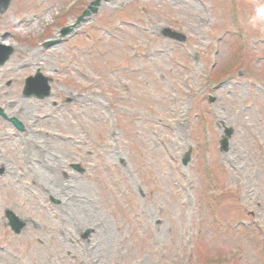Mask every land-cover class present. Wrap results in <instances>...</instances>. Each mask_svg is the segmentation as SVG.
<instances>
[{
	"label": "rangeland",
	"instance_id": "obj_1",
	"mask_svg": "<svg viewBox=\"0 0 264 264\" xmlns=\"http://www.w3.org/2000/svg\"><path fill=\"white\" fill-rule=\"evenodd\" d=\"M66 1L13 0L0 16V41L14 46L0 68V88L14 78L8 88L12 97L16 80L32 68L28 64L43 61L48 67L43 73L53 77L52 96L43 106L29 100L23 110L29 111L32 132L39 130L34 120L51 112L53 102L68 116L64 125L53 123V131L71 133L73 142L55 140L49 147L59 155L46 157L51 165L55 158L66 164L56 177L90 205L99 230L72 226L70 211L41 196L29 172L36 165L19 163L17 142H6L0 121V141L13 147L0 145V153L6 149L0 165L15 171L0 176L2 264H213L215 255L223 264L234 247L243 249L238 264H261L248 240L255 225L264 229V23L252 27L248 21L264 0H240L238 16L247 19L243 26L250 40L242 55L234 51L232 73L218 79L211 73L229 65L224 50L238 43L221 4L226 0H128L144 10L147 24L138 29L121 28L100 0L86 22L97 26L43 50L38 45L43 23ZM104 21L108 25L102 28ZM162 26L182 31L186 42L162 38ZM126 42L138 47L135 56ZM79 86L86 107L64 102L68 95L78 97ZM224 127L233 134L228 150L220 152ZM22 144L33 157L30 142ZM188 147L190 160L182 165ZM71 162L84 173H74ZM56 187L50 186L54 193ZM209 193L216 195L210 212ZM6 208L26 221L18 236L3 226ZM240 219L248 223L243 231L236 225ZM100 237L99 244L93 241Z\"/></svg>",
	"mask_w": 264,
	"mask_h": 264
},
{
	"label": "bare ground",
	"instance_id": "obj_2",
	"mask_svg": "<svg viewBox=\"0 0 264 264\" xmlns=\"http://www.w3.org/2000/svg\"><path fill=\"white\" fill-rule=\"evenodd\" d=\"M31 138V141L41 140L40 137H38L36 134L31 135ZM45 149H47V147L44 148V150ZM45 152L47 153V151ZM34 170L36 173L37 186H39L43 192H53L51 188L44 183V171L40 170L37 166L34 168ZM72 192L73 190H70V196H65V198H63L65 202L63 200L64 205H61L64 207L66 206V209L70 211L69 217H72V219L70 220L71 225L75 227L79 226L84 228L85 226H91L95 224L97 221L94 218L98 217L96 213H92L90 205L85 201L76 198V195H74ZM56 196H59V194L57 193ZM97 229L99 230L98 227ZM109 229L110 227H108V231ZM93 234L95 233L93 232ZM101 239V237L99 238V240L95 238V240H97L99 243Z\"/></svg>",
	"mask_w": 264,
	"mask_h": 264
},
{
	"label": "clouds",
	"instance_id": "obj_3",
	"mask_svg": "<svg viewBox=\"0 0 264 264\" xmlns=\"http://www.w3.org/2000/svg\"><path fill=\"white\" fill-rule=\"evenodd\" d=\"M248 22L252 27L264 23V6L258 7L255 14L249 18Z\"/></svg>",
	"mask_w": 264,
	"mask_h": 264
},
{
	"label": "water",
	"instance_id": "obj_4",
	"mask_svg": "<svg viewBox=\"0 0 264 264\" xmlns=\"http://www.w3.org/2000/svg\"><path fill=\"white\" fill-rule=\"evenodd\" d=\"M8 0H5V4L7 3ZM3 9V8H2Z\"/></svg>",
	"mask_w": 264,
	"mask_h": 264
}]
</instances>
